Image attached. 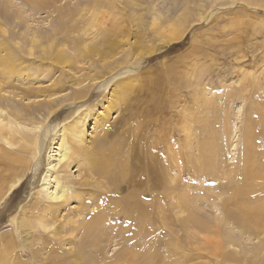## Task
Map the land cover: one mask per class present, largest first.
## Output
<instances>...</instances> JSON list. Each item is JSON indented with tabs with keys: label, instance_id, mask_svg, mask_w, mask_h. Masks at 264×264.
Returning <instances> with one entry per match:
<instances>
[{
	"label": "rangeland",
	"instance_id": "1",
	"mask_svg": "<svg viewBox=\"0 0 264 264\" xmlns=\"http://www.w3.org/2000/svg\"><path fill=\"white\" fill-rule=\"evenodd\" d=\"M172 28L181 33L168 44L164 38ZM54 30L57 36L51 34ZM105 30L112 31L109 38L119 43L116 49L101 59L92 54L73 68L65 66L62 74L69 77L71 71L65 70L93 63L99 72L85 74L88 85L111 71L130 70L124 74L130 79L111 87L114 93L91 94L88 102L99 99L92 107L101 124L98 132L90 130L94 120L84 122L86 143L103 140L111 147L102 148L104 161L121 178L114 189L117 184L109 185L97 175L91 182L104 183L102 194L86 196L83 203L88 212L97 213L99 207H93L97 200L117 202L106 207L94 240L82 236V229L54 232L61 224L76 227L73 215L80 205L72 201L45 229L34 228L40 212L33 206L39 198L40 168L24 173L17 166L16 173H24L20 185L0 196V264H52V260L72 264L80 254L84 264H264V176L261 173L257 180L245 176L251 168L243 161L249 151L247 140L257 142L256 151L264 153L258 139H264L260 112H264V0H0V125L6 122L4 93L23 96L13 99L12 107L24 105L27 120L14 122L30 129L40 125L32 119V109L42 108L47 97L26 91L51 82L56 96L73 90L70 82L57 87L53 80L59 79L61 69L40 59L42 49L50 53L52 36L59 40L55 46L63 49L81 39L75 54L91 41L101 42ZM11 52L18 57H11ZM7 57L13 60L7 62ZM63 117L61 112L49 122L58 125L59 135L67 132L60 125ZM248 118L253 132L246 133ZM58 137L55 146L60 144ZM18 138L15 146L0 140V153L24 154L26 164L34 166L37 154L31 152H36L37 144L23 149ZM130 139L134 145L140 140L143 144L137 145L141 149L133 146L137 155L130 154L133 148L126 154ZM117 147L118 154L113 153ZM160 168L166 174V190L153 186ZM69 170L77 175L75 167ZM12 182L0 180V188ZM53 190L52 184L48 192ZM134 198L143 207L148 205V221L135 227L126 219ZM152 199L160 201L158 208ZM52 246L57 259L49 258Z\"/></svg>",
	"mask_w": 264,
	"mask_h": 264
},
{
	"label": "bare ground",
	"instance_id": "2",
	"mask_svg": "<svg viewBox=\"0 0 264 264\" xmlns=\"http://www.w3.org/2000/svg\"><path fill=\"white\" fill-rule=\"evenodd\" d=\"M94 5H97V4L94 3ZM78 7L79 6L77 5V8ZM86 7H89V6H86ZM89 8H93V7L91 6ZM70 13L72 14V16L76 15L75 11H72V12L70 11ZM59 24H60V27H62L61 26L62 23H59ZM70 26L71 27L75 26V23L70 25ZM108 27H109V25H108ZM103 28L105 29V27H103ZM108 29H110V28H108ZM111 29H113V28H111ZM119 32L121 33L120 30L118 31V33ZM55 33H56V30L52 31L51 34L57 36V33L56 34ZM110 33H112V31ZM110 33L106 32V30H105L104 33L103 32L101 33V35H102V41L101 42L96 41V40H95V42L91 41L90 45L81 47L80 50H76L75 54H74V50L77 49L76 47L80 46V44L82 43L81 39H79V42L75 41L76 44H74L73 47L68 45L66 48L63 49V48H58L57 46H55L59 40L56 41V39H54L53 36H52V38H50V39H53L49 44L51 47L48 48V50L50 52L49 54H51V56L49 54L46 55V50L42 49L43 51L41 50V58L40 59L41 60H47V62H49V63L52 62V64L56 68L61 69L62 72L60 71L61 74L59 76V79L53 80L56 83L57 87H59V86L64 87V86H66V84L68 82H70L69 86L71 87V90L72 89L73 90L66 95L62 94L61 97L56 96L55 90L50 88V87H54L52 82H51L47 86L43 87V89L41 87V88H35V89H31V90L26 91L28 94H31V93H35L37 95L38 94L39 95L40 94H42V95L46 94L47 99H45L43 105H41L42 108L40 106H36L32 109V113H30L33 120H39L40 121L39 126L33 125L30 129H26V128H23L21 126H18L14 122V119L17 118L19 120H22V119L27 120V117H26L27 110H25L24 105L23 106L18 105V109L13 108L12 107V102H13L12 100L15 98L17 99L19 97H23V96H17V95L11 94V92H7V94H5V93L3 94L4 96L6 95L4 97V102L6 103L7 111H5L6 122L4 124L0 125V140H2V141L6 140L7 142H9L10 145L15 146L16 142H17V145H19L18 141L16 139L18 136L19 137L18 140L19 139L21 140V142L19 141V143L24 144V145L20 144V146H23V149L24 148L26 149V147H28V146H30V148H31V146H32L31 143L37 144L36 145L37 149H33V150H36V152H31V154L32 155L37 154L36 155V162L38 160V164L36 165V162H35L34 166L30 165V164L27 165L26 163H29V162H26L25 157H27V156H24V154H23V156H21L22 154L21 155H14V153L12 155L10 152L8 153L7 151H2L0 153V180L3 181V183L8 182V181L12 182L13 179H15V180L12 182L11 186H9V187H7L6 184L5 185L2 184V186L0 188V196H2L1 191H4L7 194H9L15 188H17L20 185L22 177L24 176L23 174L26 173L27 170L32 171L33 169H36L39 171V168H40V174H39V181L40 182L37 181V189H39V190H37L38 193L34 192V193L39 195V198H36L35 203L33 202V206L35 207V209H37L40 212H38L39 216L35 220L37 223H36L34 228L37 227V228L45 229L48 225L47 222H54L56 220L55 215L59 214V210L67 208V206L70 205V201H72V203L76 202V203H78V205H80V208L77 211H75V214L73 215L76 217V221H75L76 227L74 229H72V227H71L72 223L70 224V228H67L68 226H66L65 224H61V225H59L58 228H56L57 230H55L54 232L58 233L60 235V233H62V232H70L72 230L78 231L79 229L81 231V229H82V236L87 235L88 240H94L95 236H96V234H95L96 231H94V229H99L100 225H102L101 220H102L103 216L106 215L105 211L108 209V208L106 209V207L108 205L111 206L112 204H115L117 202L116 200L110 198V200H109L110 204H108L104 199L105 197L103 198V201L97 200L95 202V206H93V207H99L98 208L99 212H97V213L88 212L86 210V207H87L86 204L83 203L86 196L92 197V195H94V194L96 195L95 198L97 196H101V194H102L101 189H103L102 184H104V183L99 181V179H103V180H105V182L107 184L112 185L113 183L117 184L116 182L118 181V179L120 180V178H121L120 177L121 175H118V174L116 175L115 173L113 174L112 172H110V166L106 165V163L104 161V154H103L102 148L104 150H112V148L107 147L105 144H102L103 140L102 141H100V140L95 141V142L91 143L92 145L86 143V141H85L86 139H84V135H87L88 133L87 132L84 133V129H85L84 127L86 126V123H84V122H85V119H87L89 121L94 120V123L92 124V127L90 128V130H92L93 132H94V130H97V132H98V130H99L98 128L101 126V124L98 123V121H95L96 117H94L93 114L96 115L95 114L96 111L92 107H96L97 101L99 99H97L95 101L93 100L91 103H90V101L88 102L89 98L91 97V94L94 93L96 95V97H98V95H100V93H101V95H109V94L114 93V90L112 91L111 87L113 85H119V84H117V82L121 79H125V78L130 79L129 75H124L126 73H129L130 70H129V72H121V70H120L121 68H120L119 70H117L118 72L111 71L110 72L111 74L109 73L110 76H108V77L103 76L105 78L100 79V80H95V81H93L94 83L88 84V85H87L86 81H84V80H85L86 76H88L89 72H94V74L95 73L97 74L99 72L93 63L88 65V67L78 68V66H75L74 69H72V70H65V72L71 71V75L69 77L67 75H66L67 76L66 77L64 74H62L64 72L62 70V68L65 66H68L69 68H71V67L73 68V64L79 63L81 61H86L85 59L86 58L88 59V57L92 54H96L101 59L103 56L109 55L113 50H115L116 47L119 45V43H117L114 38H113V40H111L112 38H109ZM167 33L168 34L165 36L164 39H165V42L169 44L170 42L176 41L179 38L181 32H180L179 28H172ZM111 36H112V34H111ZM139 37H140V35H139ZM99 38H101V37H99ZM141 38H140V41H142ZM163 43H164V41H163ZM54 49H56L55 52L51 53L52 51H54ZM71 49L73 50L72 54H71ZM29 55H31V53ZM10 56L13 57L14 59H16L18 57V53L16 55L15 52H11ZM13 58L10 59V57H7V62H9V59H10V61H12ZM6 66H9V65H6ZM102 73H103V71H102ZM112 73H114V74H112ZM67 74H69V73H67ZM85 74H86V76H85ZM46 79H49V77L47 76ZM112 82H115V83H112ZM122 83H124V81H122ZM86 86H89V91H88ZM129 87L126 88L125 90H123L121 95L127 94L126 92L128 91ZM7 89H11L10 85H7ZM110 91H112V93H110ZM263 103H264V100H263ZM249 110H251V109H249ZM254 111H256V110H254ZM61 112L64 113V117L62 118L60 125H61V127H65L67 132L59 135L57 132L58 125L54 124L52 126V125H49L50 124L49 122H51V119L53 117H56V115L61 113ZM249 112H251V111H249ZM260 112H261V118H262L261 121L264 124V112H262V111H260ZM257 116L260 117L259 115H257ZM74 118L76 120H75V122H72ZM80 119H81V121H80ZM248 119H249V121L248 120L247 121L249 122V124H248L249 126L246 127V129H245L246 133H248L250 131L253 132V128L250 127L252 125L253 121L250 118H248ZM43 122H44L45 126H43L44 124L42 125ZM263 124H261V125H263ZM41 125H42V130L39 131ZM246 125H247V123H246ZM253 125H255V124H253ZM85 131H87V130L85 129ZM52 134H53V138H50ZM106 134H110V131ZM262 134H263V132H262ZM56 136H59L58 139H60V144H58L57 146H55L56 145L55 144ZM255 136H257V135L255 134ZM135 137H136V135H135ZM259 137H258L259 142L264 144V139H262V137L261 138H259ZM127 138H129V137H127ZM103 139L105 140V138H103ZM251 140H249V141L247 140V142H248L247 148L249 149V151H247L246 156L244 155V158H243L244 159L243 161H245V163H247L246 167L248 166L249 169L251 168L249 173H247L245 176L251 177V178H254V180H257V179H260L262 177V175L264 176V170L262 169L264 166H261V164H260V163H262L261 161L264 160V153L260 154L259 153L260 149L256 151L257 146H255V145L257 142H254L255 145H252L250 143ZM255 140H256V138H255ZM124 141H125V139H124ZM140 141H138V143H136V145H134L135 142L133 143L132 140L129 142V144L127 146L125 144L126 149H127L126 154H128V149L133 148V146L139 145ZM119 143L121 144L122 141ZM89 145H91V146H89ZM142 145L143 144L141 143L139 146H142ZM139 146H137V147L140 148ZM135 148L136 147L133 148L134 150L130 151V154L132 152L133 153L135 152V154L137 153ZM142 148L144 149V147H142ZM116 150H117V152H115V149H114L113 153L118 154V151H119L118 147ZM145 150H146V148H145ZM21 151H23V150H21ZM252 151H254L256 154L253 153ZM23 152H25V151H23ZM17 153H18V150H17ZM123 155H121L120 157L125 159L126 155L125 156H123ZM154 158L150 159V161H152ZM31 161H32L31 163H33V160H31ZM16 167H17V169L20 168L19 171L22 169L24 173L21 175L17 174L16 171H18V170L15 169ZM70 167H72V168L75 167V170L73 171V172L77 173V175L75 177L73 176L72 172L69 170ZM159 170L162 173H160V174L158 173L157 175L154 176V177H157V176L158 177H157V179L153 178V180H155L154 182L152 180L153 186L155 188H163L164 190H166V188L168 187L167 182H166V174L164 173L163 168H160ZM242 170H244V169L242 168ZM146 173H148V174H146L147 176L150 175L149 171H146ZM261 173H262V175H261ZM97 175L100 176V178L95 179L93 182H91L92 179L94 177H96ZM150 181H151V178H150ZM150 181L148 180V182H146V184H150L149 183ZM52 184L54 185V190L52 192H48V189L52 186ZM244 185H246V184H244ZM118 187H119V185L115 186L114 189H116ZM115 191H118V190H115ZM77 192H79V193H77ZM80 192H81V194H80ZM107 193L109 194L110 197L111 196L114 197L115 195H113V194L116 192L108 191ZM106 195L107 194H105V196ZM158 200H159V198H158ZM150 201H152L153 206H156L158 208V204L160 203V201L158 202L154 199H152ZM140 203L141 202L136 200V198H134V200H132L129 203V204H131V208L128 210V217H126V219L129 222V224L133 227H135L136 224L143 222L142 220L145 221V219H147V217H148V209H147L148 205L146 206L144 203L145 206L143 207L141 205L142 203L141 204ZM162 203H164V202H162ZM161 205H159V206H161ZM160 209H161V207H160ZM243 210H245V209H243ZM249 213H251V210H249ZM43 214L47 215L48 217L43 216ZM87 217H89L90 220H86ZM11 219L12 220L14 219L13 216ZM11 219H10V221L12 223ZM20 220L21 221L26 220L27 225H29V226L32 225L30 223V221H28L27 219H20ZM147 221H145V222H147ZM64 222H70V221L66 219ZM70 233H72V232H70ZM79 234L81 235V233H79ZM86 242L87 241L83 242V244ZM43 245L45 246V244H43ZM53 248H55V247L52 246L49 248V250L50 249L52 250V253L49 254L50 255L49 258L55 257L57 259V257H58L57 249L55 248L56 249V252H55V250H53ZM52 261L54 264H58L54 260H52ZM72 264H84V263H82L81 254L78 257V259L76 260V262H74V263L72 262Z\"/></svg>",
	"mask_w": 264,
	"mask_h": 264
}]
</instances>
